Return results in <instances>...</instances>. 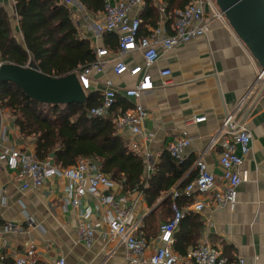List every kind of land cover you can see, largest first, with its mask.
Instances as JSON below:
<instances>
[{
    "label": "crops",
    "instance_id": "obj_1",
    "mask_svg": "<svg viewBox=\"0 0 264 264\" xmlns=\"http://www.w3.org/2000/svg\"><path fill=\"white\" fill-rule=\"evenodd\" d=\"M115 1L110 0L111 3ZM60 2L71 12L78 37L89 41L94 53L95 47H104L116 54L118 48L115 49L114 39L104 37L108 33L95 38L92 29L88 28L89 19H99V15L87 13L79 0H72V5L65 4L63 0ZM0 7L8 17L11 36L26 51L13 1L0 0ZM149 29L142 24L139 36L143 30ZM250 56L231 28L217 22L212 23L206 35L161 53L159 60L148 70L154 88L143 93L140 99L148 112L142 129L151 140L147 143L129 132L119 133L115 128L126 147L142 160L143 174L138 189L125 191L122 183L110 179L114 183L112 189L99 187L98 196L82 197L76 209L68 202L65 192L67 181L63 178H49L37 190H22L24 180L20 169L10 170L2 156L14 150L35 156V142L32 137L26 138L19 133L7 111H0L5 113L0 135V264H13L30 249L34 251L36 264H57L61 258L64 264H128L126 249L108 235L107 220L115 215V211L109 204L99 202L100 198L108 195L114 203L125 200L131 221L137 224L135 235L147 242L148 255L161 246L159 227L172 219L169 202L164 201L171 197L173 191L181 190L184 180L189 178L190 182L196 177L198 156L220 182L218 160L221 149L217 146L208 150L209 136L252 86L257 64L253 65ZM121 59L130 65L142 64L138 54ZM29 63H33L30 57L25 65ZM111 67V63H106L103 73L91 77L87 94L101 96L104 82L109 80L116 91V109H121L120 100L132 107L123 91L134 87L137 80L126 75L115 76ZM161 69H168L171 73L172 85L167 88L160 87L158 71ZM239 114L238 118L245 122L252 135L250 152L240 168L247 172L248 179L238 187L237 203L232 211L227 207L213 209L209 202L197 213L190 207L193 200L188 206L184 203L181 208L187 216L173 234V251L179 255H185L198 246L206 238L208 228L207 238L223 253L226 264H235L238 257L244 264H264V90L252 89ZM197 117H205L206 120L199 124H186L189 119ZM181 131L190 138V144L183 152L187 171L177 184L148 206L143 191L148 180L155 175L162 154L167 152V147ZM149 165L153 168L150 174L147 173ZM170 201L172 205V199ZM86 208L90 209L87 225L95 229L94 241L89 247L79 241L77 234V216ZM27 218L33 222L32 227L26 225ZM7 223L21 225L23 230L20 233H3L1 227ZM175 243L184 248V254L175 250Z\"/></svg>",
    "mask_w": 264,
    "mask_h": 264
},
{
    "label": "built area",
    "instance_id": "obj_2",
    "mask_svg": "<svg viewBox=\"0 0 264 264\" xmlns=\"http://www.w3.org/2000/svg\"><path fill=\"white\" fill-rule=\"evenodd\" d=\"M63 1L67 5H72V0ZM153 5L158 10L157 24L149 29L147 35L139 36L142 24L141 15L147 7L146 0H117L114 3L110 0H103V10L98 14L99 19H89L88 28L92 29L95 38L104 33L116 35L118 50L116 54H113L104 47H95L94 62L76 74L84 91L89 89L90 79L94 74L103 73L106 63H111L115 76L126 75L135 78L137 80L135 86L123 91L125 98L132 105L131 109L123 114L112 116V120L119 133L129 132L147 143L151 137L143 132L142 123L148 117V112L140 99L143 93L154 88L148 73L150 67L159 60L161 53L209 33L212 23L217 22L224 27H229L214 0H188L184 9L173 11L170 25H167V21L171 18L166 17L164 3L161 0H154ZM131 54H138L142 64L130 65L121 59ZM250 59L256 66L251 56ZM3 64L5 63L0 61V67ZM170 75L168 69L158 71L161 88L172 85ZM104 86V91L101 93L102 105L91 109L90 117L107 116L114 103L116 91L112 82L106 80ZM254 88L264 90V70L258 65L254 82L247 89L246 95L240 98L236 106L225 115L220 126L209 136L208 150L217 146L221 149L218 160L221 171L220 182L216 181L202 157L198 156L195 161L196 177L184 187L182 192L175 190L171 194L173 216L170 222L159 227L158 241L161 246L151 254H147V242L135 235L137 224L131 221V214L126 207L125 200L114 203L109 195L100 198V204H109L114 208L115 215L107 220L108 235L110 239L116 240L126 249L128 264H226L227 259L223 253L207 238L208 228L205 231L206 238L185 255H179L173 251V234L185 215L184 211L177 206L176 199L181 195L190 197L193 200L190 205L191 210L197 213L202 211L209 202L213 209L224 207L229 208L230 211L234 209L237 203V189L248 179L247 172H242L240 168L250 152L252 141L250 130L245 122L238 118L239 110L245 103L247 95ZM205 120V117L192 118L186 124H199ZM2 130L3 115L0 112V135ZM189 144L190 138L187 133L181 131L177 139L166 150L174 160L182 163L183 152ZM2 159L5 160L10 170L20 169V175L24 180L21 186L23 191L37 190L49 178L65 179L67 199L74 209L78 208L82 197L98 196L99 187L112 189L114 186V183L100 172L97 163L91 159L79 158L75 165L64 169L58 168L49 160L40 161L34 155L22 151H11L4 154ZM147 171L150 174L153 171L152 166L149 165ZM211 194L213 195L210 196ZM89 216V208L77 216L79 218L78 239L88 247L93 243L95 233V229L87 225ZM26 225L33 226L30 218L26 219ZM1 229L3 233H20L23 227L7 223ZM33 258L34 251L30 249L22 258L15 259L13 264H36ZM64 263L63 258L57 262V264ZM235 264H244V261L238 257Z\"/></svg>",
    "mask_w": 264,
    "mask_h": 264
},
{
    "label": "trees",
    "instance_id": "obj_3",
    "mask_svg": "<svg viewBox=\"0 0 264 264\" xmlns=\"http://www.w3.org/2000/svg\"><path fill=\"white\" fill-rule=\"evenodd\" d=\"M12 1L26 51L11 36L8 17L0 7L1 62L24 66L30 57L42 73L53 77L81 71L94 62L95 53L89 41L78 37L71 12L60 0ZM153 1L146 0L147 7L142 14V24L150 29L156 26L159 18ZM161 2L166 9V17L171 18L167 21L170 23L173 11L184 9L188 0ZM79 3L89 14L98 15L103 10V0H79ZM148 32L143 30L142 36ZM104 37L114 39L116 48L114 45L112 48L117 50L116 35L108 33ZM85 93L87 97L82 104H43L27 97L17 85L1 82L0 111L10 114L22 136L34 139L35 156L38 160H49L58 168L64 169L75 165L79 158L91 159L98 162L102 173L109 179L122 183L125 191L138 189L143 174L142 160L117 136L112 120L117 112L123 114L130 110V105L120 100L121 109L118 111L115 97L107 116L90 117V110L102 105V97L96 93ZM51 154H54L53 159H49ZM187 168L186 162L177 164L164 152L155 175L148 180L143 191L146 204L152 206L162 193L168 192L179 182ZM189 180L187 178L181 183V190ZM170 198L164 202L168 201L171 208ZM176 203L182 210L184 203L186 206L191 204V198L181 195ZM186 216L184 215L179 226ZM198 227L201 228V225L198 224ZM175 250L180 254L185 253L184 248L176 243Z\"/></svg>",
    "mask_w": 264,
    "mask_h": 264
},
{
    "label": "water",
    "instance_id": "obj_4",
    "mask_svg": "<svg viewBox=\"0 0 264 264\" xmlns=\"http://www.w3.org/2000/svg\"><path fill=\"white\" fill-rule=\"evenodd\" d=\"M214 1L236 37L264 70V0ZM1 82L17 85L27 97L43 104H82L87 97L75 73L53 77L42 73L34 63L3 64ZM53 158L54 154L49 155Z\"/></svg>",
    "mask_w": 264,
    "mask_h": 264
},
{
    "label": "rangeland",
    "instance_id": "obj_5",
    "mask_svg": "<svg viewBox=\"0 0 264 264\" xmlns=\"http://www.w3.org/2000/svg\"><path fill=\"white\" fill-rule=\"evenodd\" d=\"M2 115H4L5 113L1 112Z\"/></svg>",
    "mask_w": 264,
    "mask_h": 264
}]
</instances>
